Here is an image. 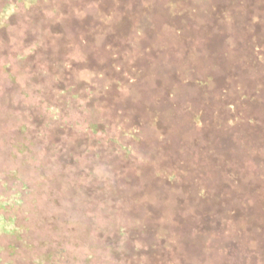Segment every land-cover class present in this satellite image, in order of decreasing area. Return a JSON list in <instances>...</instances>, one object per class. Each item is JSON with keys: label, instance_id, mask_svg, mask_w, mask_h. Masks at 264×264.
<instances>
[{"label": "trees", "instance_id": "1", "mask_svg": "<svg viewBox=\"0 0 264 264\" xmlns=\"http://www.w3.org/2000/svg\"><path fill=\"white\" fill-rule=\"evenodd\" d=\"M93 6L0 9V264H264V1L202 59Z\"/></svg>", "mask_w": 264, "mask_h": 264}, {"label": "rangeland", "instance_id": "2", "mask_svg": "<svg viewBox=\"0 0 264 264\" xmlns=\"http://www.w3.org/2000/svg\"><path fill=\"white\" fill-rule=\"evenodd\" d=\"M7 0H0V9ZM93 8L91 18L99 20L103 14L111 15L112 28L120 33L129 32L131 23L128 21V12H134L138 17H142L143 13H154L153 26L159 29L163 25L173 26L174 33L179 37L184 34L185 38L173 36L176 46H184L185 41L193 40L192 46L196 48L195 57L202 59V54L207 49L206 33L209 29L216 28L218 30L243 29L245 22L240 21L239 12H258L255 8L256 0H92ZM264 1V0H260ZM92 7V5H91ZM193 12H203L201 15ZM229 17L226 23L222 13ZM133 14L132 16H135ZM173 15V16H172ZM219 15V16H218ZM127 16V17H126ZM131 16V15H130ZM233 18V19H232ZM137 22V20L135 21ZM2 34H0V100L3 98L4 81L7 76L5 71L7 66L15 65L19 58L14 57L16 50L7 45L10 42L6 40L3 44ZM4 37V36H3ZM8 38V37H6ZM196 40V42H195ZM212 44V42H210ZM186 46V45H185ZM187 47V46H186ZM175 54L179 57V62L185 64L187 56L185 52L174 49ZM17 96L21 97L20 92ZM1 106V104H0ZM8 125L6 120L0 119V124Z\"/></svg>", "mask_w": 264, "mask_h": 264}]
</instances>
